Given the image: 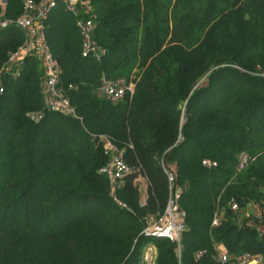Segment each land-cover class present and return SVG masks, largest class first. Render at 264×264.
<instances>
[{
  "label": "trees",
  "instance_id": "obj_1",
  "mask_svg": "<svg viewBox=\"0 0 264 264\" xmlns=\"http://www.w3.org/2000/svg\"><path fill=\"white\" fill-rule=\"evenodd\" d=\"M22 2L0 0V22ZM91 4L98 61L81 57L62 5L43 22L74 117L45 109L38 58L9 62L24 37L0 26V264H137L147 243L155 264H219L220 245L225 264L244 252L264 257V0ZM101 78L131 82L132 95L102 98ZM98 136L130 170L114 198ZM167 172L185 212L179 255L175 242L141 233L147 216L164 213Z\"/></svg>",
  "mask_w": 264,
  "mask_h": 264
},
{
  "label": "built area",
  "instance_id": "obj_2",
  "mask_svg": "<svg viewBox=\"0 0 264 264\" xmlns=\"http://www.w3.org/2000/svg\"><path fill=\"white\" fill-rule=\"evenodd\" d=\"M92 0H23L20 14L13 20H3L0 26L14 24L19 27L23 33V42L8 57L9 62L20 59L24 54H31L38 58L42 67L43 82L42 93L44 107L47 110L61 113L64 115L75 116L74 110L64 96L59 82V68L55 58L51 55L45 43L43 22L48 13L59 3L64 10L75 17V26L80 36V55L81 57L90 56L98 61L102 54L101 48L95 43L92 37L95 17L92 14ZM134 85L123 79L109 80L101 78L99 84V94L102 98L116 102L124 96L132 95ZM1 91V89H0ZM28 118L32 121H38L41 118L40 111L31 112ZM102 143L104 154L109 155V160L100 169L99 173L104 175L109 183V195L114 198V192L121 186L122 177L129 173V168L121 161L120 156L116 154L115 148L111 145L109 139L105 136H98ZM203 165L211 166L215 163L209 160L202 161ZM248 164V156L244 153L238 158V167L242 169ZM169 193L168 201L164 213L161 215L147 216L146 225L141 233L145 236L157 238H167L176 244V250L179 255L181 249V234L184 231L185 212L178 206V199L181 189L174 185V175L167 172ZM230 209L238 210L236 202L231 201ZM211 225H219V218L215 216ZM260 232L264 234V226L260 227ZM204 251L197 253V258L201 257ZM157 257L156 248L152 243L145 244L140 252L137 264H155ZM231 257L227 249L220 245L216 250V260L219 264L227 263ZM236 264H264V257L261 253L244 252L234 258Z\"/></svg>",
  "mask_w": 264,
  "mask_h": 264
},
{
  "label": "rangeland",
  "instance_id": "obj_3",
  "mask_svg": "<svg viewBox=\"0 0 264 264\" xmlns=\"http://www.w3.org/2000/svg\"><path fill=\"white\" fill-rule=\"evenodd\" d=\"M137 186H138L139 190L142 191L144 189V186H145L144 181L139 179L137 182ZM252 213H254L255 215H259L260 211L257 209H253Z\"/></svg>",
  "mask_w": 264,
  "mask_h": 264
}]
</instances>
